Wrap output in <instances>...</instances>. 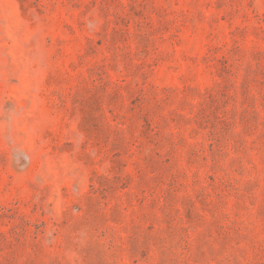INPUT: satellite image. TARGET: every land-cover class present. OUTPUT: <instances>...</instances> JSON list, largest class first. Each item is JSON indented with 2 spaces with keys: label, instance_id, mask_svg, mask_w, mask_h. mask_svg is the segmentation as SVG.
I'll return each mask as SVG.
<instances>
[{
  "label": "rangeland",
  "instance_id": "obj_1",
  "mask_svg": "<svg viewBox=\"0 0 264 264\" xmlns=\"http://www.w3.org/2000/svg\"><path fill=\"white\" fill-rule=\"evenodd\" d=\"M0 264H264V0H0Z\"/></svg>",
  "mask_w": 264,
  "mask_h": 264
}]
</instances>
